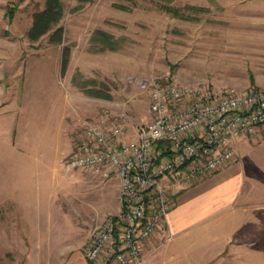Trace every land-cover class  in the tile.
Masks as SVG:
<instances>
[{
  "label": "rangeland",
  "instance_id": "obj_1",
  "mask_svg": "<svg viewBox=\"0 0 264 264\" xmlns=\"http://www.w3.org/2000/svg\"><path fill=\"white\" fill-rule=\"evenodd\" d=\"M58 1L60 17L30 39L45 0H0V264H64L118 212L114 173L63 166L85 120L107 109L127 114L124 132L133 130L151 117L144 85L170 75L188 84L264 85V0ZM235 149L234 162L244 161L264 195V125ZM185 182L176 173L162 180L172 195ZM58 186V215L15 229L28 218L14 213L23 195L43 206ZM236 257L213 264H242Z\"/></svg>",
  "mask_w": 264,
  "mask_h": 264
},
{
  "label": "built area",
  "instance_id": "obj_2",
  "mask_svg": "<svg viewBox=\"0 0 264 264\" xmlns=\"http://www.w3.org/2000/svg\"><path fill=\"white\" fill-rule=\"evenodd\" d=\"M144 87L151 117L132 124V138L123 140L127 114L104 109L83 122L63 162L119 181L118 212L83 248L92 264H144L142 245L167 226L173 203L162 180L176 173L195 182L224 168L237 157L235 141L264 125V85L188 84L170 75Z\"/></svg>",
  "mask_w": 264,
  "mask_h": 264
},
{
  "label": "crops",
  "instance_id": "obj_3",
  "mask_svg": "<svg viewBox=\"0 0 264 264\" xmlns=\"http://www.w3.org/2000/svg\"><path fill=\"white\" fill-rule=\"evenodd\" d=\"M72 91L73 98H80L75 87ZM83 113L94 115L96 110L85 109ZM61 120L60 114V126ZM133 133L132 128L127 129L123 140L132 138ZM255 178L244 161L238 160L195 182L178 184L167 226L142 245L144 264H213L225 255L237 256L242 264H264V195L256 193ZM58 189L48 190L43 206L30 201L28 194L23 195L25 205L14 203L16 215L28 216L19 218L15 229L28 230L27 224H42L45 218L57 216L52 197ZM64 264L92 263L82 250L70 255Z\"/></svg>",
  "mask_w": 264,
  "mask_h": 264
},
{
  "label": "trees",
  "instance_id": "obj_4",
  "mask_svg": "<svg viewBox=\"0 0 264 264\" xmlns=\"http://www.w3.org/2000/svg\"><path fill=\"white\" fill-rule=\"evenodd\" d=\"M88 1V0H79ZM58 0H45V7L41 12H36L33 15V22L28 31V37L30 39H36L41 34L45 33L51 25L60 17L61 10ZM65 59V60H64ZM63 59V66L66 62V58ZM156 146H160L159 143Z\"/></svg>",
  "mask_w": 264,
  "mask_h": 264
}]
</instances>
